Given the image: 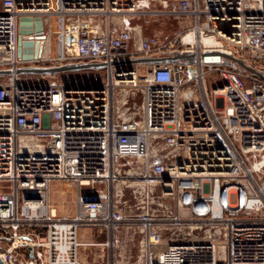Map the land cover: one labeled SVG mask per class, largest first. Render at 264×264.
Here are the masks:
<instances>
[{
  "label": "built area",
  "instance_id": "built-area-1",
  "mask_svg": "<svg viewBox=\"0 0 264 264\" xmlns=\"http://www.w3.org/2000/svg\"><path fill=\"white\" fill-rule=\"evenodd\" d=\"M165 15L183 28L145 36L136 22ZM38 17L42 57L23 60L21 19L37 41ZM214 52L253 71L205 63ZM178 55L193 58L133 62ZM88 64L99 66L16 73ZM0 71L13 72L0 75L5 264H86L80 232L91 228L110 235L106 264H123L122 227L142 234L134 264H264V0H0ZM85 71L96 77L69 75ZM57 181L77 188L73 216L51 204ZM121 184L142 191L143 213L119 210Z\"/></svg>",
  "mask_w": 264,
  "mask_h": 264
},
{
  "label": "rangeland",
  "instance_id": "rangeland-1",
  "mask_svg": "<svg viewBox=\"0 0 264 264\" xmlns=\"http://www.w3.org/2000/svg\"><path fill=\"white\" fill-rule=\"evenodd\" d=\"M158 8H162L160 5ZM139 29L143 35H155L161 33L173 34L176 30H181L183 25L180 23L179 17L165 15L161 18L147 17L146 19H139L136 21ZM34 66H42V63L35 64ZM141 74L145 73L144 69L140 70ZM95 73L92 71H85L81 73H71V77H80L86 75H92L94 78ZM40 76L38 74H32L27 76V81H35ZM210 78V77H209ZM5 80L0 78V81ZM215 85L211 84L208 80L206 81V90L211 95L212 89ZM163 146L161 141L155 142V148L159 149ZM8 182H1L0 186H9ZM77 188L74 184L65 181H57L51 185L50 188V200L51 204L56 208L58 216H73L77 211ZM119 196H117L118 208L126 215H139L146 209L145 196L140 189L135 186L121 184L118 187ZM158 191L154 189V199L151 200V208L153 210L158 209L161 204L157 200ZM156 198V199H155ZM117 242L113 249L115 254V260H120L123 264H134L137 261L139 255V243L142 239V234L137 227H122L116 232ZM107 247V246H106ZM109 250V249H108ZM96 247H91L86 252L93 254L97 252ZM111 251V250H110ZM92 252V253H91Z\"/></svg>",
  "mask_w": 264,
  "mask_h": 264
},
{
  "label": "water",
  "instance_id": "water-1",
  "mask_svg": "<svg viewBox=\"0 0 264 264\" xmlns=\"http://www.w3.org/2000/svg\"><path fill=\"white\" fill-rule=\"evenodd\" d=\"M33 22V18H22L20 23V47H19V57L23 60H33L40 59L44 50V41H43V22L42 18H36V31L39 34L37 41L28 40L26 35L30 33L28 24ZM23 36H25L23 38ZM205 63H219L222 59L227 61H232L235 65L240 66L243 69L253 71L248 67L243 61H240L233 56L228 54L214 52V53H204L202 54ZM193 55H178L170 58H159V59H148V60H138L133 62H154V61H168V60H179V59H191ZM132 62V63H133ZM99 65H70L64 67L56 68H28V69H18L17 74L31 73V74H44V73H61L66 71H77L84 68H90ZM13 74L12 71H0V75H10ZM168 181V178H166ZM87 202L97 201V197H87ZM0 264H5L4 261L0 258Z\"/></svg>",
  "mask_w": 264,
  "mask_h": 264
},
{
  "label": "crops",
  "instance_id": "crops-1",
  "mask_svg": "<svg viewBox=\"0 0 264 264\" xmlns=\"http://www.w3.org/2000/svg\"><path fill=\"white\" fill-rule=\"evenodd\" d=\"M80 239L85 244L80 249V258L84 263L106 264L111 260V251L105 244L110 240V235L106 230L101 228L83 229L80 232ZM91 247H96L98 251L93 254L86 252ZM118 262L121 261L118 260Z\"/></svg>",
  "mask_w": 264,
  "mask_h": 264
},
{
  "label": "bare ground",
  "instance_id": "bare-ground-1",
  "mask_svg": "<svg viewBox=\"0 0 264 264\" xmlns=\"http://www.w3.org/2000/svg\"><path fill=\"white\" fill-rule=\"evenodd\" d=\"M205 42L212 43V42H214V39H212V38H205Z\"/></svg>",
  "mask_w": 264,
  "mask_h": 264
}]
</instances>
